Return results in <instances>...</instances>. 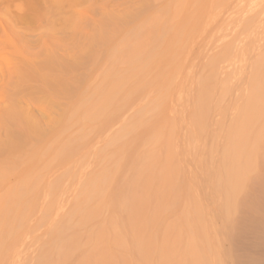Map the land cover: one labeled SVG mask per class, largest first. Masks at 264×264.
Segmentation results:
<instances>
[{
    "label": "bare ground",
    "instance_id": "obj_1",
    "mask_svg": "<svg viewBox=\"0 0 264 264\" xmlns=\"http://www.w3.org/2000/svg\"><path fill=\"white\" fill-rule=\"evenodd\" d=\"M183 3L194 9L182 7L181 19L178 9V22L170 23L176 15L169 8ZM44 4L22 0L0 28L19 29L44 13ZM229 6L238 15V37L224 40L196 71L189 65L199 57L187 58L188 47L197 49L193 40L206 27L218 29ZM141 9L104 13L81 55L45 53L17 75L0 141V186L25 169L0 199V264H72L91 220L92 253L77 251V264H264V0H169L151 15ZM161 11L168 21L158 19ZM141 23L148 26L143 34ZM87 64L106 69L96 88L92 66L84 74ZM79 67L82 77L74 72ZM134 70L154 75L126 86ZM184 73L203 75L178 78ZM128 110L135 112L131 120ZM44 119L57 130L44 129ZM96 125L89 151L95 135L86 127ZM65 136L71 145L57 144ZM145 142L150 149L139 153ZM17 154L26 158L13 160ZM45 154L55 159L47 161V181L36 175ZM100 160L94 175L87 172Z\"/></svg>",
    "mask_w": 264,
    "mask_h": 264
},
{
    "label": "rangeland",
    "instance_id": "obj_2",
    "mask_svg": "<svg viewBox=\"0 0 264 264\" xmlns=\"http://www.w3.org/2000/svg\"><path fill=\"white\" fill-rule=\"evenodd\" d=\"M3 1H5V0H3ZM167 1H169V0H146L145 3L142 4V0H46V2H48V4H50V5L44 4V5H40L38 7L40 9L43 8L45 10V12L40 14L39 16L33 18V19H29V20L27 19L26 21H23L24 23L18 25L19 29H16V30L15 29H12V30L6 29V30H4V27L2 29L0 28V141L3 140L7 136V132L8 131H7V127L5 126V121L4 120L6 118V113H7L8 108H9V106H8L9 104L8 103L10 102L9 100H10L11 93L14 91V89L16 87V84H17V82H16L17 81L16 80L17 79V75L20 74V72L22 71V69L24 67V64L26 63L27 60H34L35 62H38V61H40V60H42L44 58V56H45L44 54L45 53L49 54L50 52L58 53L59 55L62 54V55H65V56H71L73 58L76 57V56L78 57V55H81L83 53L84 49L88 46L89 41H90V37H91V34H92L94 28L96 27V25H98V22L101 21V19L106 14H120V13L124 14V12L126 13V11L127 12L130 11V9H136L137 10L139 8V10H140V8H142V9L146 8L147 9L146 13L148 12L147 14L151 15V14H153V12H152L153 9H155L154 13H156L155 11H157L159 9V7H161L162 4H164ZM0 2H1V0H0ZM20 3H22V0L16 1L14 3V5L9 4V5H7L8 9L3 8V6H0V8H2V11H0V21L3 22L4 25L5 24L7 25V23L8 24L10 23V20L12 19V17L15 14V9H13V7L19 5ZM148 3L150 5L152 4L155 7L151 6V8H150L149 7L150 5H147ZM185 3L189 4V5H193L191 3H187V2H185ZM185 3H183L184 5L183 4L181 5V8L182 7L184 8V6H185L184 9H186L188 11H192L194 9L193 7H192L193 9L190 8V7H189L190 8L189 9L188 8L189 5H186ZM54 4H57V6L52 7ZM3 5H5V4L3 3ZM156 6L158 7V9H157ZM171 7H172V5H171ZM174 7H172L174 9L173 11H172L171 8L168 7L170 9L168 14L171 13V15H173V17L171 16L172 18H174V16L178 13V11H177L178 9H179L178 16L182 15V13L184 11H186V10L180 11V10H183V8L180 9V7H179L177 9H175L176 7L175 8ZM226 9H227V14H230L231 11H232V6H229ZM167 10H165V13H166ZM163 12L161 11L160 15ZM104 13H106V14H104ZM227 14H224L223 16H221V18H219V21H220L219 24L220 25L218 26V29L210 30V27H206L204 32L202 31L201 34L198 33L200 36L197 35L198 37L193 40V45L196 46V43L198 44L197 45V49L195 47L192 48V46H191L192 44H191L190 45L191 48L190 47H188V48L190 50L192 49V51H190V53L188 54L187 52L189 50L187 48V51H186V53L188 54L187 58H190L193 55L197 56V58L198 57L200 58V56H201L200 59L198 58V60H199V61L197 60L198 62L196 60H192V64L193 65H189V66L192 67L195 64L194 68L196 67L195 68V70L197 69L196 71H198V67H197L198 65H196L197 63L199 64V62H200L199 65H200V67H202L203 65L201 63L203 62V64H205L207 62V61L204 60L205 57H207V58L211 57L216 52L217 47L221 43L234 38L233 36H237V31L239 30L238 27L240 25V23H238V21L236 20L238 15L232 13L233 15L230 14V18H228V17H226ZM162 16H163V14H162ZM162 16H160L158 19L159 20L161 18L163 19L164 16L163 17ZM176 16H175L176 20L175 19L171 20V18H170V20H171L170 23L174 24L175 22H178V19H177L178 16L177 17ZM167 17L168 16L166 15L165 16V20L167 19V21H168ZM181 17L182 16H179V19H181ZM162 19H161V21L163 22L164 20H162ZM225 20H226V22H225ZM228 20H230L231 22L228 21ZM236 21H237V23H236ZM69 22L71 23V25H67V23L69 24ZM141 25L142 26L139 27L140 28L139 32H141L143 30L142 29L143 23H141ZM146 26L147 25L145 24V27ZM145 27H143V28H145ZM147 28H148V26L142 31V34L144 33V31ZM220 29H222V32L218 31ZM139 32H136V35L137 34L139 35V38H140V42L139 43L141 44V43H144L143 41H141V39L144 38V39H142L144 41L146 39H145L144 35H141V33H139ZM222 33H224V35L227 36V37H225L226 39L215 40V36L220 35ZM140 35L143 36V37H140ZM208 36L212 37L211 39H213L212 41H214V43H216L215 45H213L214 43L211 41L210 37H208ZM202 41H204L203 45L200 44V43H202ZM145 43H146V41H145ZM211 43H213V44L211 45ZM199 44L202 45V47H204V48L200 47ZM56 46H58V47H56ZM194 48H195V50H193ZM209 48H210V50H208ZM197 51H198V53H197ZM201 51L204 52L207 55H210V56H206V55L203 56L202 55L203 53ZM191 53H192V56L190 55ZM184 57H185L184 59H186V54L184 55ZM207 58H205V59H207ZM201 59H202V61H201ZM194 62H196V63H194ZM90 64H93V63H90ZM90 64H87L85 66L86 69L83 68V67H79L74 72L77 73L76 77L77 76L80 77V74H82L81 75V77H82V76H84L83 75V72H85V71H83L84 69L86 70V72L84 74H86L88 71L92 70V77L93 78L90 81H92L91 83H93V85L96 83L95 84L96 86H93V87L96 88L97 86L100 85L99 80L103 78L102 77L103 76V72L105 74V70L106 69H104L105 67L103 68V66H100L103 69H101L100 67L99 68L96 67L97 69H95L93 67L94 65H90ZM90 66H92V68H94V69H92ZM90 68H91V70H90ZM200 69L202 71V68H200ZM94 70H95V72H97L96 74H95ZM98 70H100V71H98ZM191 70L195 71L193 69H191ZM101 71H102V74H101ZM136 71L137 70L133 71L135 73V75L137 74V72L139 74V71H137V72ZM190 71L188 70V72H190ZM74 72L72 74H74ZM131 73L132 72H130V74L126 75L127 76L126 77L127 79L125 78V82H127L126 86L130 85L129 82H128L129 79L130 80L131 79L132 80H136V79H133V78H138V80H139V78L141 77V75H140V77H138V74H137V76H135V75L133 76V74H131ZM201 73H203V72H201ZM201 73H200V75L199 74H193V76L195 78H199V77H201V75H203ZM151 74H153V72H151L150 74H147V72H146L145 74H143L142 77L143 78L146 77V78H144V80H145L147 78H151V76H152ZM100 75H101L102 78L100 77ZM131 75H132V77H131ZM186 75L187 76H192V74H185L184 73V74H179L178 78H180L181 76H186ZM195 75H198V77L195 76ZM72 76H75V74L72 75ZM114 76L115 75H113V77ZM193 76H192V80L194 79ZM142 77H141V80H142ZM202 77H204V76H202ZM100 82H101V80H100ZM125 82L123 81V83H125ZM193 86H191V88ZM93 90H94V88H93ZM149 90H147V92ZM190 90H193V89L189 88L188 91H190ZM151 92L153 94H150V96L153 95V97H154V92L153 91H151ZM187 92H185V98L188 97V96H186ZM192 92L190 91L189 93L191 94ZM147 95H149V93L148 94L146 93V96L144 94L143 97H140V98H146V97H148ZM150 98L151 97H149V99L147 98L146 100L143 99V101L145 100L144 104H142V102L140 103V101H142V100L137 98L135 100L137 102L134 101L135 102L134 104L137 103L136 104L137 106L134 107V105H132V107L133 108H136V107L138 108V106H140V105L141 106L145 105L146 102L148 103V101H150ZM138 102L140 104H138ZM130 110L131 111L132 110L135 111V109H131V108H130ZM129 113L130 112L128 110V114ZM133 113L135 114V112H131V114H129V115L126 113L127 114L126 116L129 117L128 120H131L130 116L132 118ZM170 115H172V114H170ZM126 116L124 117V119L126 118L125 121H127V118H128ZM40 123H41V125H42V127L44 129H47L49 131H53V129H56L55 124H52V122L50 123L49 120H45V119L44 120H40ZM94 125L95 124H93L92 127H94ZM117 126L115 128L113 127L114 129L112 128L113 131L116 130ZM92 127H91V129H90V127H86V130L88 131V129H89V132L92 131V134L95 135L94 133H95L96 130H98L97 129L98 126L96 125L94 129ZM74 129L75 128L71 129L72 132L74 131ZM66 136L62 137L58 141L59 143H57V144H62V145H65V146L71 145V143L67 140L68 137H66ZM95 137H96V135L94 137H91V138H93L94 142L92 140H89V143H88V145L90 144V147H88L89 151H90V149H92L91 146H94L96 144L95 141L97 139H95ZM125 137H127V136H125ZM52 140L50 141V144L52 143ZM54 140H53V143H54ZM45 144H47V143L46 142H44L43 144L40 143L39 144V146H40L39 150L42 151V148L45 146ZM102 144L103 143H101V146L103 147ZM32 145H29V146L32 147L33 149L36 148V150H38L37 149V147H38L37 144H35L37 147L34 144H32ZM47 145L45 147H47ZM96 147H98V146H95V148ZM99 149H100V147H99ZM139 149H140V151H139ZM149 149H150V144L145 142L144 144H142L141 147L139 146L138 152L139 153L146 152V150H149ZM93 151H95V149ZM96 151H98V150H96ZM160 152H161V150L158 151V152L156 151L157 154H159ZM37 154H39V153H37ZM44 156H39V157H42V160H41V163H39L37 169L40 170V171H41L42 167H44L46 169L43 168L44 173L43 172L39 173L40 171H37V169H36V171H37L36 175L40 176L41 178L43 176V178H44L43 180L47 181V178H49L48 176H50L49 171H51L50 170L51 167H48V165L46 166V164L52 163L53 161L51 160L50 155H46L45 157ZM92 156H91V160H92ZM78 157L79 156H77V158ZM18 158H20V159H18ZM22 158H26V156L25 155L22 156V155L17 154V155L14 156L13 160L22 162ZM53 158L54 157H52V159ZM49 160H51V162ZM73 162H74L73 160L72 161H68V162L65 163V165H72ZM42 163H43V166H42ZM53 163H55V159H54ZM99 163H101V164H99ZM99 163H97L98 167L95 164H93V166H89L90 169L92 167V169H95V170H92V169L90 170L89 167H88L89 170H87V172H91V173L94 172L93 173V175H94L95 172H96V169L100 168V166L104 163V160H100ZM19 168H18L19 170L16 173L10 174L8 176L6 182H4L2 186H0V199H1V197L4 196L3 194H5L6 191H8L11 187H13L16 184L17 180L22 176L23 170L25 169V165H22ZM46 170H49V171H46ZM45 172H47L46 173L47 175L45 174ZM90 223H91V225L88 223L89 225L86 226V230L89 231V232H86L85 236L83 238H80V240H83V241H82L81 245L78 244L81 247L79 248V250H77V251H80L82 249L83 253L85 252V254L89 251L88 249L92 248L90 246L93 245V243L91 245V242H92V231L94 230L93 227L95 225H92L94 223V222H92V220H91ZM94 234H96V233H94ZM87 237H89V238H87ZM63 239H64V243H67L69 241L68 237H64ZM89 244H90V246H89ZM82 245H84V246L82 247ZM88 246H89V248L87 249ZM93 248H94L93 251L95 253L100 251V249H98V248H97V250H98L97 251L95 246ZM77 251H76V249L71 251L72 256H71L70 260H71L72 264H75V262L77 264V263H79L81 261V259L79 257L81 254H80V252L78 253ZM89 252L92 253V249ZM12 254H13V251H10L8 253V255L5 257V259L7 260ZM75 254L76 255L80 254V255L76 256ZM74 260H75V262H74ZM127 263H129V262H127Z\"/></svg>",
    "mask_w": 264,
    "mask_h": 264
}]
</instances>
